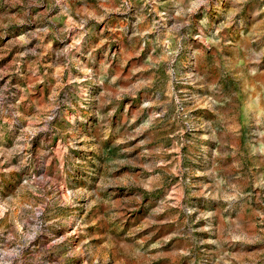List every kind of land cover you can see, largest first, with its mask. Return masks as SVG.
<instances>
[{
  "label": "rangeland",
  "instance_id": "374dc122",
  "mask_svg": "<svg viewBox=\"0 0 264 264\" xmlns=\"http://www.w3.org/2000/svg\"><path fill=\"white\" fill-rule=\"evenodd\" d=\"M0 264H264V0H0Z\"/></svg>",
  "mask_w": 264,
  "mask_h": 264
}]
</instances>
